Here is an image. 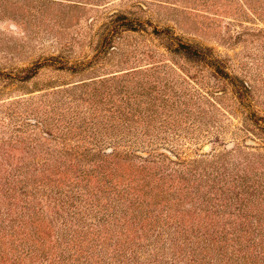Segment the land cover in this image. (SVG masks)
Instances as JSON below:
<instances>
[{
  "label": "rangeland",
  "instance_id": "374dc122",
  "mask_svg": "<svg viewBox=\"0 0 264 264\" xmlns=\"http://www.w3.org/2000/svg\"><path fill=\"white\" fill-rule=\"evenodd\" d=\"M115 12L140 20V29L110 40ZM179 38L213 48L230 73L250 82L245 106L227 80L171 50ZM61 52L70 64L88 65L74 71L46 63L29 79H13ZM123 90H159L152 99L174 90L183 94L179 103L198 93L220 96L210 93L214 120L190 116L178 129L160 128L152 140L171 148L137 149L150 155L144 159L125 143L101 155L95 136L103 133L102 148L111 152L112 126L136 138L148 123L135 117L125 127L113 118L127 97L138 106ZM250 111L264 117V9L246 0H0V158L34 161L42 203L48 188L80 192L64 208L25 211L16 232L0 233V264H50L48 256L55 264H92L97 251L107 263L136 256L138 264H264V121L249 119ZM48 127L63 140H48ZM79 143L92 153L67 146ZM231 147L228 165L213 176L189 169ZM36 158L46 164L37 166ZM48 216L57 217L56 233ZM64 218L76 242L58 244ZM23 242L42 257L23 251Z\"/></svg>",
  "mask_w": 264,
  "mask_h": 264
},
{
  "label": "trees",
  "instance_id": "16d2710c",
  "mask_svg": "<svg viewBox=\"0 0 264 264\" xmlns=\"http://www.w3.org/2000/svg\"><path fill=\"white\" fill-rule=\"evenodd\" d=\"M246 3H250V5H254L255 7H258L260 9H264V0H246ZM245 4V3H244ZM112 17V27L110 30V37L109 39L112 40L115 38V36L120 33L121 30H138L140 29V26L142 25V22L140 20H136L133 18H129L125 14L121 13H113L111 15ZM160 33H165L167 36V31L164 30H157ZM171 39H174L172 35H170ZM108 41L109 39L106 38ZM177 45L171 47V50L173 52H180L186 57H188L192 61H196L198 63H203L205 66L211 69L213 74L215 76L221 77L228 81V83L232 87V91L236 95V97L239 99V102L241 105L245 106V102L248 101L251 97V93L253 92V86L250 84V82L246 79L240 78L236 74H232L227 69V64L224 60L216 56L214 53L213 48H210L209 46H203L199 44H192L190 42H186L182 39H177ZM108 44V42H107ZM103 47L105 48L106 45L104 44ZM111 49H118L117 46H111ZM104 50H100L97 52V54L94 57H100ZM52 61V62H49ZM68 58L64 53H59L57 55H52L50 58L48 57V62H37L33 66L25 68V71H28L23 76H20L18 74L17 76H13V79H19V80H26L31 78L35 72H37V69L42 67L43 64L48 63V65L56 64V66L59 69H68V70H78L83 69L84 66H87V62H77L75 65L70 64L68 62ZM10 74H6L4 76H8ZM12 76V75H10ZM126 94H133V96L138 99V106H133L130 102V97H127L123 99V103L127 105L125 108L117 109L115 112H113V118L118 119L119 123L125 127H129V122L132 121L135 117H139L137 121L148 120V123L145 125V129L142 131L141 135H138L139 137L135 138V134L131 132L129 128L127 130L125 128H116V126H112L111 128V134L112 141L114 142L109 145L110 148H112L111 152H108L109 147L102 148V143L104 138L101 136H95L94 140L96 142H93L94 146L96 145L99 149V153L102 154H108L110 156L113 152L117 151L121 147H124V144L130 146L129 153L133 156L137 154V156L142 157L144 159H147L150 155H141L136 153L137 149L143 148L148 149L149 147L154 150L155 147L158 145H166L168 144H161V143H154L155 140L154 137H160V134L163 132L161 131L162 126L172 125L173 129H178L181 124V120L185 118H189L190 116H209L210 119L214 120L216 115H213L215 113L214 109V101L212 99L213 96L210 94L212 93L214 96H220V94L215 95L213 91L210 93L207 92V96L204 93H198V95L193 96L188 101L181 100V103H179L178 100H176L177 95L182 96L183 94H178L176 91H172L170 93H162L161 96L155 97L154 99V93L160 92L159 90H123ZM221 91V90H220ZM225 90H223L224 92ZM144 98H146L147 102L150 103V106L144 108ZM151 99V100H150ZM160 100L159 104L161 105V109L159 107H155L156 102ZM189 104L192 105V107L189 106ZM250 105V104H249ZM251 106V105H250ZM216 109V108H215ZM212 113V114H210ZM248 118L256 120L258 123H260L261 120L264 121V117L257 116L256 112L250 111L248 113ZM115 119V120H116ZM159 122V125H155V123ZM2 123V119H0V124ZM167 123V124H166ZM28 124H30L28 122ZM207 124V122H206ZM21 127V125H19ZM260 128H264V124H261L259 126ZM20 130L17 126L14 131ZM99 132H108L107 130H98ZM44 136L48 138V140H58L62 141L63 136L56 135L52 132L51 128L48 127V131H44ZM110 133V132H109ZM125 133V134H123ZM107 135V134H105ZM109 135V134H108ZM48 136V137H47ZM148 138V143L146 138ZM115 137V138H114ZM120 141H118V140ZM140 139V140H139ZM117 142H116V141ZM64 142V141H63ZM83 143V142H82ZM247 146H250L246 144ZM68 147H74V148H83L87 153H92V148H89L87 145L79 144H68ZM128 146V147H129ZM170 147V146H168ZM171 148V147H170ZM95 149V147H94ZM155 151V150H154ZM173 151V150H172ZM227 153L223 154H216V157L214 160L205 162L196 160L195 162H192L190 164V170H193V173L199 171V176L209 178L214 170L216 172L221 171L223 168H225L228 165V161L224 160L225 156L229 153H232L235 151L231 147V149H227ZM174 152V151H173ZM151 154V151L149 152ZM165 154V153H162ZM176 158L170 157L169 155L165 154L167 158H170L174 162L183 163L185 162V159L181 158L177 153L175 154ZM11 157V156H9ZM15 157H11V160L8 157H2L0 158V233L6 234L8 230H14L13 232H16L15 230L18 226H21V223L18 221V218L20 216H24L27 213L25 211H32L34 208H44L47 206L52 207V209H55V207H62L64 208L70 200H75L76 197L80 196V192L77 191H62L58 190L55 192V189L48 188V202L47 200L43 202V195L44 193H41L42 188L36 183L38 179L36 178V173L40 170V168H31V164L34 163L33 160L25 159L23 158L20 160L17 158V162L15 163L14 160ZM36 162L39 163L37 166H43L46 164V160L40 161L39 158H36ZM225 165V166H224ZM234 168V167H233ZM37 170L36 172H34ZM231 171V170H230ZM220 175H223V172H219ZM213 176V175H212ZM41 182V179H40ZM43 192V191H42ZM46 194H44L45 196ZM22 205V206H21ZM57 211V210H56ZM59 212V211H57ZM56 212V213H57ZM30 216V214H29ZM20 220V219H19ZM56 222L57 217L54 218V216H48V225L51 226V228L56 230ZM62 231L63 234H59L61 236H58L57 234V240L58 244H60L63 241L69 242H76L77 241V235L72 234L70 224L68 223L67 219L64 218V220L61 222ZM67 230V233L65 231ZM34 237H39V234L36 232H32ZM51 235V234H50ZM22 250L27 252L28 254H35L37 257H42L41 254H38L34 249V244H29L28 242H23ZM50 250H48V253ZM97 254H91L90 258H93L94 262L92 264H138V257L133 256L129 258L128 260L121 261L117 260L116 262H112L111 259H109L108 263L106 262V256L102 255L104 252H96ZM72 257V256H70ZM58 259H61L59 261L63 262L67 259L66 254H61L58 256ZM48 261H50V264H55V260H50L48 256ZM57 261V263L59 262ZM67 264V263H66ZM228 264V263H225Z\"/></svg>",
  "mask_w": 264,
  "mask_h": 264
},
{
  "label": "water",
  "instance_id": "95a60500",
  "mask_svg": "<svg viewBox=\"0 0 264 264\" xmlns=\"http://www.w3.org/2000/svg\"><path fill=\"white\" fill-rule=\"evenodd\" d=\"M208 148H209V145H206V146H205V149H208Z\"/></svg>",
  "mask_w": 264,
  "mask_h": 264
}]
</instances>
